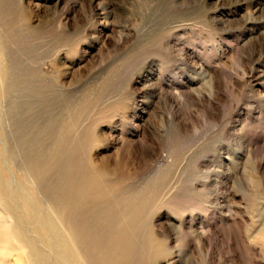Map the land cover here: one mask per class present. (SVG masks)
I'll return each mask as SVG.
<instances>
[{
    "label": "rangeland",
    "instance_id": "374dc122",
    "mask_svg": "<svg viewBox=\"0 0 264 264\" xmlns=\"http://www.w3.org/2000/svg\"><path fill=\"white\" fill-rule=\"evenodd\" d=\"M3 222L45 264L58 230L72 264H264V0H0Z\"/></svg>",
    "mask_w": 264,
    "mask_h": 264
},
{
    "label": "bare ground",
    "instance_id": "6f19581e",
    "mask_svg": "<svg viewBox=\"0 0 264 264\" xmlns=\"http://www.w3.org/2000/svg\"><path fill=\"white\" fill-rule=\"evenodd\" d=\"M4 94V93H3ZM2 99V98H1ZM50 171V170H49ZM4 199V198H3ZM13 202V201H12ZM4 204V203H3ZM26 205V204H25ZM8 209V207L6 208ZM13 215V214H12ZM5 221V220H4ZM2 223V222H1ZM4 224L0 225V230L1 233L6 237L5 242L10 244L9 241H7L10 237H13L15 239V241L22 245L23 249L26 250V252L24 253H19L18 256L20 258L18 264H45V256L44 254L40 253V251H37V244L41 245L42 247H47V248H51L52 245V238L51 240H49V237L47 236L44 239V234L40 233L39 231H34L33 232L35 234H37V238H35V240L32 239V241H30L29 239H25V237L22 235V233L17 234L16 231L10 227V225L7 222H3ZM17 223V222H16ZM23 230V229H22ZM27 230V229H26ZM56 234L55 237L53 239H55V243L58 244V251H54L53 250V254L57 255L59 257V259H63V263L62 264H72V263H76L78 261L79 263V259H78V252L76 251V248L72 247V245H69V242L66 240H69L68 238L65 237L64 234H62L59 230L55 232ZM31 237V236H30ZM29 237V238H30ZM27 238V237H26ZM34 238V237H33ZM42 238V239H41ZM23 243V244H22ZM35 243V246L33 245ZM29 244H31L32 246H30ZM51 244V245H50ZM66 245V246H65ZM39 247V246H38ZM52 249V248H51ZM44 250V249H43ZM42 250V251H43ZM47 250V249H46ZM58 252V253H57ZM52 254V252H51ZM27 255L28 257V263L23 262V257H25ZM62 255H66V259H64V256ZM121 256V255H120ZM50 256L48 255V258ZM47 258V259H48ZM118 259V258H117ZM125 259V258H124ZM49 260V259H48ZM54 260V259H53ZM66 260V261H64ZM39 262V263H38ZM48 263V261H47ZM56 263V262H55ZM58 263V262H57ZM60 263V262H59Z\"/></svg>",
    "mask_w": 264,
    "mask_h": 264
}]
</instances>
